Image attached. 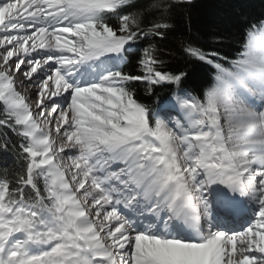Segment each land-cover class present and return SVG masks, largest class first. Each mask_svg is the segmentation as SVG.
<instances>
[{
  "label": "snow or ice",
  "instance_id": "6c2138e0",
  "mask_svg": "<svg viewBox=\"0 0 264 264\" xmlns=\"http://www.w3.org/2000/svg\"><path fill=\"white\" fill-rule=\"evenodd\" d=\"M195 6L0 0V264H264V0Z\"/></svg>",
  "mask_w": 264,
  "mask_h": 264
},
{
  "label": "trees",
  "instance_id": "16d2710c",
  "mask_svg": "<svg viewBox=\"0 0 264 264\" xmlns=\"http://www.w3.org/2000/svg\"><path fill=\"white\" fill-rule=\"evenodd\" d=\"M232 2L233 0H195L196 6L191 9L193 27L199 28L204 33H207L209 27L216 22H219L222 28H231L229 16L231 13L230 4ZM253 3L255 6L251 11L258 15L260 12V0H253ZM174 44L175 41H169V46H173ZM181 55L177 52L176 60L173 61L174 64L182 63ZM133 57L134 53H130L129 62L124 66L125 71H133L135 65ZM139 98L147 101L142 90L139 93ZM161 99H163V95Z\"/></svg>",
  "mask_w": 264,
  "mask_h": 264
},
{
  "label": "bare ground",
  "instance_id": "6f19581e",
  "mask_svg": "<svg viewBox=\"0 0 264 264\" xmlns=\"http://www.w3.org/2000/svg\"><path fill=\"white\" fill-rule=\"evenodd\" d=\"M22 93H24L25 95H27V92L23 89V88H20L19 89ZM35 99V97L34 96H32L31 97V99L29 100V102L31 103V100H34ZM53 135H54V133H53ZM57 142L59 143V139L57 138ZM65 163H68V161H65ZM251 215V212H248V216H250ZM244 221L243 220H241V221H238V222H236V223H230V224H228L227 225V227H229L230 229H232V228H239V227H241L242 226V223H243Z\"/></svg>",
  "mask_w": 264,
  "mask_h": 264
}]
</instances>
